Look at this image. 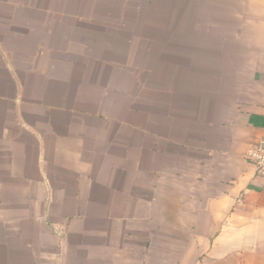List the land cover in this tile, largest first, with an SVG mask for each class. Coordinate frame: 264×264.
<instances>
[{
    "label": "crops",
    "instance_id": "crops-1",
    "mask_svg": "<svg viewBox=\"0 0 264 264\" xmlns=\"http://www.w3.org/2000/svg\"><path fill=\"white\" fill-rule=\"evenodd\" d=\"M171 2L0 0V264H264V0Z\"/></svg>",
    "mask_w": 264,
    "mask_h": 264
},
{
    "label": "rangeland",
    "instance_id": "rangeland-1",
    "mask_svg": "<svg viewBox=\"0 0 264 264\" xmlns=\"http://www.w3.org/2000/svg\"><path fill=\"white\" fill-rule=\"evenodd\" d=\"M221 5H224V0H172L169 11V22L177 23L179 29L176 30L174 28L175 30L172 31L174 35L171 37L173 41L170 48L178 50L180 77H176L175 68L170 65L166 70L169 83H172V80H174L175 84L179 81V84L188 85L192 80L196 81V66L202 69L206 64L198 58V56H202L200 55L202 51H197L196 54V41L199 43V41L209 37L208 32H206V35L203 29L207 28L210 16H217V14L212 13H215L216 7H220ZM176 38L179 39V42H176ZM198 49L199 47H197ZM194 84L196 85V82Z\"/></svg>",
    "mask_w": 264,
    "mask_h": 264
},
{
    "label": "built area",
    "instance_id": "built-area-1",
    "mask_svg": "<svg viewBox=\"0 0 264 264\" xmlns=\"http://www.w3.org/2000/svg\"><path fill=\"white\" fill-rule=\"evenodd\" d=\"M245 158L253 166L257 177L264 181V137L250 144L245 152Z\"/></svg>",
    "mask_w": 264,
    "mask_h": 264
}]
</instances>
